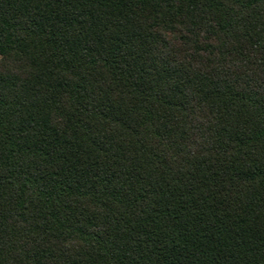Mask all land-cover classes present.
<instances>
[{"label": "trees", "instance_id": "obj_1", "mask_svg": "<svg viewBox=\"0 0 264 264\" xmlns=\"http://www.w3.org/2000/svg\"><path fill=\"white\" fill-rule=\"evenodd\" d=\"M0 264H264V0H0Z\"/></svg>", "mask_w": 264, "mask_h": 264}]
</instances>
